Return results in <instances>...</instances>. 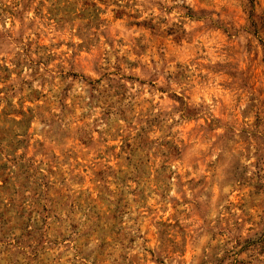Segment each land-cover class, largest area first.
<instances>
[{"label": "rangeland", "instance_id": "rangeland-1", "mask_svg": "<svg viewBox=\"0 0 264 264\" xmlns=\"http://www.w3.org/2000/svg\"><path fill=\"white\" fill-rule=\"evenodd\" d=\"M76 7L0 0V264H264V0Z\"/></svg>", "mask_w": 264, "mask_h": 264}, {"label": "trees", "instance_id": "trees-1", "mask_svg": "<svg viewBox=\"0 0 264 264\" xmlns=\"http://www.w3.org/2000/svg\"><path fill=\"white\" fill-rule=\"evenodd\" d=\"M54 1V5L56 6H60L61 4H65V5H70L71 7H76L78 4H80V6L76 7V10L79 11V15L78 18H83V20L86 21L85 23V27L91 26V25H97L100 23V13H102V9L100 7V4H105L106 2H109L110 0H53ZM85 16V17H83ZM7 70V67H4ZM33 100V99H31ZM20 110L17 111H12L14 110L13 106L10 104L6 105L1 111H0V117L1 116H6L10 113H17L20 116L19 120L16 119H10L11 122L16 123L19 125V131L17 129L16 135H21L24 136L27 133L28 127L31 123V120L34 118V114H33V108L31 107H26L25 110H23V105L20 104ZM18 143L21 141H17ZM8 149L5 150L6 155H9V153L14 152L16 147L15 145H13L12 143H8L7 145H5ZM112 148H114L112 146ZM7 166V164L5 162H0V181L2 182L0 184V193L1 191L4 190V183L7 180L6 175H4L3 173V169H5ZM108 169H112L110 166L107 167ZM11 196V195H10ZM8 205H12V201L7 202V204H5L4 206H8ZM1 215V214H0ZM3 215V214H2ZM4 223V221H2V218L0 219V224ZM4 225H0V234L4 235L5 231L3 229ZM258 240H261L264 242V230H262L258 236H257ZM248 240V239H247ZM13 242H15V244H19L20 241L16 239H12ZM251 242V240H248Z\"/></svg>", "mask_w": 264, "mask_h": 264}]
</instances>
